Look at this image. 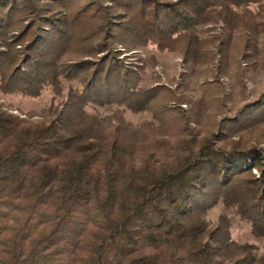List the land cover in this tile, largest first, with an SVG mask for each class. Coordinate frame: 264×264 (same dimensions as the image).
I'll return each instance as SVG.
<instances>
[{"label":"trees","instance_id":"1","mask_svg":"<svg viewBox=\"0 0 264 264\" xmlns=\"http://www.w3.org/2000/svg\"><path fill=\"white\" fill-rule=\"evenodd\" d=\"M256 71L264 0H0V94H51L37 118L0 101V264H264L232 234L264 239V88L234 105L220 80Z\"/></svg>","mask_w":264,"mask_h":264},{"label":"rangeland","instance_id":"2","mask_svg":"<svg viewBox=\"0 0 264 264\" xmlns=\"http://www.w3.org/2000/svg\"><path fill=\"white\" fill-rule=\"evenodd\" d=\"M209 26L210 25H205L204 28ZM215 27L216 26L207 28L211 29L207 32L209 33L210 31H215L213 30ZM117 50H119L118 58L127 66L133 64L134 66L132 67L135 69L143 63L141 59H147L150 55L148 49H141V51L136 53L135 55H138L139 58L133 56V52L126 51L121 46H118ZM154 54L157 60L153 65L149 64L146 66L145 69L147 72H143L144 77L149 74L152 78L155 77L157 79V84L173 87L174 84L169 79H171L172 76L174 78H180V75L184 72L181 58L167 53L155 52ZM205 78L206 75L200 73H195L193 75L191 79V86L194 95L199 96L201 92V83L205 80ZM243 78L245 89L240 90V92L235 85V80H233L231 72H229L227 76L220 79L224 86L232 92L234 105H238L239 102L243 100L244 97L241 99V93L245 92L244 95H256L262 88H264V72H247L244 74ZM149 82L151 81L149 80ZM152 83H155V81ZM50 95V91H45L38 97H23L14 95L4 96L0 94V101L6 108L16 109L15 112L17 113H24L37 118L45 114L46 108L49 104ZM182 106L186 107V104H182ZM99 112L102 114L104 113V110L100 109ZM123 114L127 120L131 121L136 126L141 125L146 120L152 119V115L149 111L131 112L129 110H124ZM222 211L223 208L217 204L208 211L207 219L212 222ZM234 227L235 228L232 233L234 238H237L241 242L249 241L256 243L258 245L257 249H260L264 245V239L257 240L253 237L254 235L247 222H234ZM261 250H259V254Z\"/></svg>","mask_w":264,"mask_h":264}]
</instances>
